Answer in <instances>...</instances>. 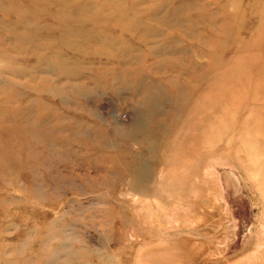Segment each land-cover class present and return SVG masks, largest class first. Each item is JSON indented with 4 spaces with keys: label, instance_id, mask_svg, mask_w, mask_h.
Wrapping results in <instances>:
<instances>
[{
    "label": "rangeland",
    "instance_id": "1",
    "mask_svg": "<svg viewBox=\"0 0 264 264\" xmlns=\"http://www.w3.org/2000/svg\"><path fill=\"white\" fill-rule=\"evenodd\" d=\"M0 264H264V0H0Z\"/></svg>",
    "mask_w": 264,
    "mask_h": 264
},
{
    "label": "bare ground",
    "instance_id": "2",
    "mask_svg": "<svg viewBox=\"0 0 264 264\" xmlns=\"http://www.w3.org/2000/svg\"><path fill=\"white\" fill-rule=\"evenodd\" d=\"M235 17H236V15H235ZM48 30H49V29H48ZM46 52H47V51H46ZM46 52H45V53H46ZM40 56H41V55H40ZM45 60H46V59H45ZM39 62H40V61H39ZM224 76H225V75H224ZM217 84H218V83H217ZM221 85H222V84H221ZM221 85H220V87H222ZM207 93H210V91H209V92L207 91ZM237 116H238V115H237ZM235 117H236V116H235ZM227 125H228V124H227ZM217 132H218V131H217ZM249 134H250V133H249ZM261 134H262V133H261ZM251 135H253V134H251ZM229 140H230V139H229ZM166 146H167V145H166Z\"/></svg>",
    "mask_w": 264,
    "mask_h": 264
}]
</instances>
